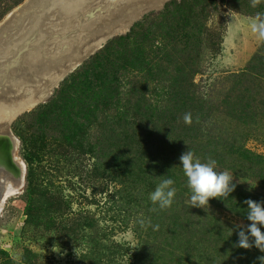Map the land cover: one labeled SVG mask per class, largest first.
Masks as SVG:
<instances>
[{
    "label": "rangeland",
    "instance_id": "obj_1",
    "mask_svg": "<svg viewBox=\"0 0 264 264\" xmlns=\"http://www.w3.org/2000/svg\"><path fill=\"white\" fill-rule=\"evenodd\" d=\"M35 1L23 0L15 5L16 0H0V27L10 25L12 30L15 29L13 37H17L14 41L12 36L4 40L0 33V83H3L4 76L17 78L16 73H1L7 70L11 61L14 42L18 44L26 36V27H22L18 34L19 29L14 28L15 21ZM170 1H163L157 9L146 10L133 23L128 17L145 0L126 1L121 5L126 9L124 17L119 15L120 20L116 23L126 28L98 40L96 46L84 51L81 46L76 51L71 48L69 52H61L64 44L60 39L62 22L55 15L45 18L39 31L50 38L48 43L45 42L47 48L43 55L45 57L49 53L46 59L55 65L60 63V56H64L67 69L47 85L45 75H39L30 83L16 79L17 83L0 92V129H8L16 138V157L25 169L24 186L20 190L17 187L15 193L6 195L3 200V184H0V221L3 220L0 226V264H260L257 257L264 256V253L259 249L255 248V255L249 260L248 255H240L230 244L238 240H233L238 238L233 231L234 222L249 223L244 218L247 205L243 201H264V172L257 174L238 156L224 158V167L230 170L229 175H233L232 183H236L231 192L235 206L223 197L210 198L208 206L197 207V212L190 215L183 205V202L191 203L190 197L176 193L170 207L152 210L158 209V205L151 202L149 194L163 179L172 177L176 190L186 179L179 156L189 147L185 148L179 142L177 130L171 123L172 116L178 117L179 123H184V114L179 116L175 110L177 91L169 92L166 81L147 83L142 77L103 80L100 76L88 80L91 89L108 85L114 99L106 103L100 113L116 120L115 127L119 128L117 134L120 137L117 138V134L112 136V129L103 131L98 138L101 137V141L96 139V133L87 140L86 146L83 144L85 141L77 138L69 143L63 138V132L55 131L58 111H52L48 117H43L38 111L47 105L48 98L61 89L64 80L77 67L97 54L112 38L127 34L143 16L161 11ZM237 1L232 7L220 9L225 18L223 33L219 29L209 30L204 34L208 40L203 39L202 43L195 45V49L201 48V58L197 61L204 72L193 78L189 91L191 96L198 95L196 99L200 100L201 117L205 116L199 133L202 144L211 142L219 154L226 145L234 144L238 150H249L264 159V41H260L250 29L256 13H264V1L256 7L251 6V0ZM111 2L114 4L115 1L90 0L79 14L86 17V12H91L99 16L104 11L109 15ZM218 15L212 14L208 21L210 26L217 27L215 18ZM125 18L128 21L125 22ZM211 32L221 36V45L209 42ZM88 46L87 43L85 47ZM110 60L108 58L105 65L108 78L114 79L121 73L118 71L120 63L114 59L111 64ZM251 65L253 70L249 69ZM32 66L30 62L29 74ZM128 94L131 102L126 106L124 101ZM138 97L150 99L153 107L159 101L153 124L131 116L130 107ZM237 101L240 106L245 102L251 105L252 117L248 124L232 118ZM149 102L144 101L143 104ZM19 105L18 111L9 114L8 107ZM126 113L128 119L124 118ZM127 133L140 143L136 147L145 151L144 161L154 163V173L159 177L139 172L138 161L136 167L129 162L130 159L124 158L121 161L130 165L124 168L116 167L109 159L107 154L118 151L116 142H123ZM190 147L191 151L195 148ZM193 153L195 158H199L196 151ZM216 170L223 171L218 167ZM190 218L193 222L188 225L186 220ZM149 224L159 225V228L153 230ZM194 229L198 233L192 234ZM261 230L264 231V227ZM145 232L151 237L147 245H142L141 237ZM200 233L207 237L205 243H210L212 249L200 246ZM215 242L223 250L220 259L214 256ZM180 247L181 250L196 249L195 258L184 259Z\"/></svg>",
    "mask_w": 264,
    "mask_h": 264
},
{
    "label": "trees",
    "instance_id": "obj_2",
    "mask_svg": "<svg viewBox=\"0 0 264 264\" xmlns=\"http://www.w3.org/2000/svg\"><path fill=\"white\" fill-rule=\"evenodd\" d=\"M22 1L16 0L15 5L20 4ZM235 1L172 0L161 11L143 16L131 26L127 34L112 38L97 54L77 67L70 74L69 78L64 80L61 89L48 98L47 105L40 109L38 108V111L41 112L43 117H48V114L52 111H58L54 127L55 131L59 133L63 132V138L68 140L69 143H73L72 139L77 138L80 141H85L83 144L86 146L89 139L93 138L96 133V139H98L100 132H110L112 129L113 131L110 134L114 136L120 131L118 130L119 128L115 127L117 123L115 119H112L110 115L106 116L104 114L103 116V113H100L101 108L106 107V103L109 104L114 99L109 87H107L108 85L106 84V88L102 87L95 90L88 86V80H94L96 76H100L103 80H135L137 77H142V80H145L147 83L166 81L169 85V92L177 91L174 103L176 104L175 110L179 116L186 112L192 114L191 125H186L183 122L179 123L178 117H171V123L177 130L176 137L180 143L185 145V148L189 147L187 149L192 150L190 146H194L193 151L198 153L201 162H205L208 157H211L217 161V167L223 171H230L224 167V158L227 156H238L245 163L249 164L250 168H253L252 170L257 174L263 173L264 159L262 156L256 155L246 149L238 150L234 144L226 145L219 154L213 148L211 142L204 144L200 142L199 133L203 127L205 116L201 117L200 100L196 99L198 95L191 96L189 91L190 87L193 86V78L197 75H202L204 72V69L197 61L201 58V48L195 49V45L202 43L201 40L203 39L208 40L204 34L209 30L218 31L219 29V32L223 33L225 18L222 16L220 9L225 6L232 7ZM239 1L242 2L241 0L237 2ZM213 13L219 14L215 18L217 24L215 28L208 24ZM209 42L221 45V36L216 35L215 32H211ZM108 58H111V64L114 59L120 63L118 71H121V73H119V76L114 77V79L108 78L107 67L105 65ZM249 69L253 70V66L251 65ZM127 97L124 101L126 106L130 105L129 103L131 102V96L128 94ZM240 97L243 98L242 96ZM144 101L149 102L151 100L144 99L143 97H138L134 100L130 107L131 116H137L143 121L153 124L156 105L159 104V101L154 107L151 102L144 105ZM114 106L117 108V103H114ZM234 106H236V109L232 118L244 125L248 124L252 117L251 105L245 102L240 106L239 101H237L234 103ZM128 109L126 108V110ZM140 109H142V112H139ZM124 118H129L128 113L124 114ZM119 137L120 135L117 134V138ZM123 139V142H120V140L118 142L115 139L118 151L107 154L109 159L114 161L116 167L126 168L130 166L127 162L121 161L125 158L127 161L130 159L129 162L131 164H135L138 161L139 166L138 164L135 165L136 167L138 166V170L142 174L156 175L154 173L156 169L154 163L144 161L143 156L145 151L136 147L140 143H136L132 135L130 136L128 133L127 136H123ZM98 140L101 141L102 138L100 137ZM156 176L159 177L158 175ZM166 178L173 179L169 176ZM29 184L30 181L28 179ZM175 184L176 182L172 187ZM181 185L183 186L179 187L176 193L182 194L181 196L188 195L190 197L191 191L187 187V179ZM25 192L28 193L27 189ZM223 199L235 206L236 202L231 200V193L227 199L224 197ZM183 205L190 215H194L197 212V207H191L190 202H183ZM190 222H193V218L186 220L188 225ZM2 223L3 220L0 221V226ZM191 233L195 234L198 231L194 229L191 230ZM150 237L151 234L145 232L141 237L142 245H147ZM200 237V246H204L205 249H212L210 243L207 241L205 243L207 237L205 235L204 237L202 235ZM236 239L238 238L233 240ZM235 243L231 242L230 244L233 250H236L240 255H248L246 257L249 260L251 256L255 255V247L251 249L235 248L233 247ZM215 244L216 250L214 256L220 259L223 250L217 245V242ZM143 249H145V246ZM179 251H182L181 255L186 260L195 258L196 249L194 251L191 249L181 250L180 247Z\"/></svg>",
    "mask_w": 264,
    "mask_h": 264
},
{
    "label": "water",
    "instance_id": "obj_3",
    "mask_svg": "<svg viewBox=\"0 0 264 264\" xmlns=\"http://www.w3.org/2000/svg\"><path fill=\"white\" fill-rule=\"evenodd\" d=\"M89 1L90 0H36L24 13H22V16L15 21L14 28L19 29L18 34H20L22 27H26L24 31L26 36L20 43L18 42L17 44L16 41L14 42L12 46L14 51H12L13 49L11 50L12 58L8 63L7 70L10 69V72L13 70L15 72L21 71L23 76H20L18 80H26L29 83L33 82L31 80L32 78L38 79L39 75H45V84L47 85L50 80H57L61 75L60 72L63 73L64 70L67 69V62L64 60V56L61 55L62 57L60 56L61 59H59L60 63L55 65L53 62L46 59L49 53L45 57L43 55L47 48L45 44L49 42L50 37L46 34L42 35L39 30L42 29V23H45V18L50 15H55L62 22L63 32L60 35V39L64 40V44L61 46L60 51L63 53L69 52L71 48L76 51V49L81 46H83V49H81L82 51L86 50L85 48H92L96 46L98 40H103L110 34L117 33L121 30L122 27L116 23L120 20L119 15L124 17L126 9L125 6L121 5L125 4L128 0H114V4L111 2L109 5L111 14L109 15L104 14V11H101V13L99 12V16H95L91 12L89 14L86 12V17H84L79 14V12ZM163 1L168 0H155L154 3H151V0H145L146 3L142 2V5L139 6L136 11L133 13L131 12L128 20H131V23L135 22L137 17L142 13L146 10L157 9ZM123 20L125 22L128 21L127 18ZM123 20L121 21L123 22ZM74 22L77 24L73 25ZM72 27L74 28L72 29ZM90 29L93 30L90 31ZM0 30L4 40H7L9 37L11 38V36L13 41L17 38L13 37L15 29L12 30L10 25H3L0 27ZM36 35L37 37H35ZM87 43L89 46L85 47ZM29 59L32 60L31 63L34 68L31 67L30 74L27 70L22 71L26 65H30L25 64V61ZM76 62L77 61H75V64H77ZM35 83H37V80ZM16 147V138L10 134L8 129H0V183L18 185V190H20L24 186L25 169L22 162L16 157Z\"/></svg>",
    "mask_w": 264,
    "mask_h": 264
},
{
    "label": "clouds",
    "instance_id": "obj_4",
    "mask_svg": "<svg viewBox=\"0 0 264 264\" xmlns=\"http://www.w3.org/2000/svg\"><path fill=\"white\" fill-rule=\"evenodd\" d=\"M261 0H251V6L256 7ZM251 32L256 34L260 41H264V13L257 12L250 24ZM198 119V118H197ZM186 125H191L192 115L186 112L183 116ZM184 176L187 179V187L191 191V207H202L207 205L210 198L224 197L236 188V183H232L233 175L228 171H217V161L208 157L205 162L194 157L191 150L183 152L179 156ZM175 181L171 178L163 179L155 190L149 194V199L157 208L153 211L164 210L170 207L176 195V188L172 187ZM247 205V214L244 217L249 223L233 224V231L237 233L238 240L233 245L235 248L251 249L255 247L264 253V201H253L246 199L243 201ZM143 225L144 222L141 221ZM153 230H157L159 225H150ZM260 264H264V256L257 257Z\"/></svg>",
    "mask_w": 264,
    "mask_h": 264
},
{
    "label": "bare ground",
    "instance_id": "obj_5",
    "mask_svg": "<svg viewBox=\"0 0 264 264\" xmlns=\"http://www.w3.org/2000/svg\"><path fill=\"white\" fill-rule=\"evenodd\" d=\"M153 1V0H152ZM36 6V5H35ZM141 6V5H140ZM139 8V7H138ZM137 9V8H136ZM132 13H133V11H132ZM124 28H126V26H124V27H122L121 28V31L124 29ZM120 31V30H119ZM118 31V32H119ZM30 62H31V59H29V60H26V62H25V64H30ZM30 65H26L25 67H24V69L22 70V71H24V70H27V68L29 67ZM31 68V67H30ZM10 69H8V70H5L4 72H2L1 74H3V73H6V72H8ZM10 72V71H9ZM7 73V74H11V73H16L17 74V78H15V79H13V78H10V75H8V76H4V81H3V83H0V92H2V91H4V89L5 88H7V87H11V85H13V83H17V81H16V79L18 80V78H19V76H20V72L19 71H17V72H15L14 70L13 71H11L10 73ZM6 74V75H7ZM0 77H2V75H0ZM5 79H7V80H5ZM29 100V99H28ZM32 101V100H31ZM30 103V102H29ZM20 108V105L19 106H17L16 108L15 107H8L7 108V110H9V114H10V112H15L16 110L18 111V109ZM8 178V177H7ZM0 184H2V183H0ZM18 187V185H13L12 183H7V184H4L3 183V188H2V190H1V193H2V200L4 199V197H6V195H8V194H13V193H15V191H16V188Z\"/></svg>",
    "mask_w": 264,
    "mask_h": 264
},
{
    "label": "flooded vegetation",
    "instance_id": "obj_6",
    "mask_svg": "<svg viewBox=\"0 0 264 264\" xmlns=\"http://www.w3.org/2000/svg\"><path fill=\"white\" fill-rule=\"evenodd\" d=\"M2 184H3V183H2ZM0 194H1V193H0ZM1 195H2V194H1ZM1 195H0V196H1Z\"/></svg>",
    "mask_w": 264,
    "mask_h": 264
}]
</instances>
